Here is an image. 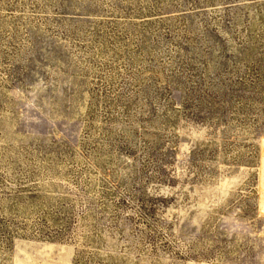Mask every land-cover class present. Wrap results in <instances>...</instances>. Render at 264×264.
I'll return each mask as SVG.
<instances>
[{"label": "rangeland", "instance_id": "1", "mask_svg": "<svg viewBox=\"0 0 264 264\" xmlns=\"http://www.w3.org/2000/svg\"><path fill=\"white\" fill-rule=\"evenodd\" d=\"M264 0H0V264H264Z\"/></svg>", "mask_w": 264, "mask_h": 264}, {"label": "bare ground", "instance_id": "2", "mask_svg": "<svg viewBox=\"0 0 264 264\" xmlns=\"http://www.w3.org/2000/svg\"><path fill=\"white\" fill-rule=\"evenodd\" d=\"M263 210H264V208H263Z\"/></svg>", "mask_w": 264, "mask_h": 264}]
</instances>
